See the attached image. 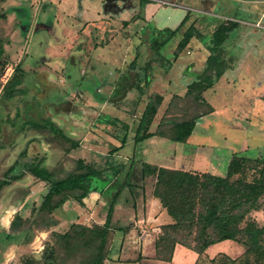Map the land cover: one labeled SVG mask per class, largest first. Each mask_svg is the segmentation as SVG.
Listing matches in <instances>:
<instances>
[{
    "label": "rangeland",
    "instance_id": "rangeland-1",
    "mask_svg": "<svg viewBox=\"0 0 264 264\" xmlns=\"http://www.w3.org/2000/svg\"><path fill=\"white\" fill-rule=\"evenodd\" d=\"M148 18L149 22H144ZM229 21L237 22V26L222 45L224 58L230 65L235 61L246 63L237 75L244 79V83H238L240 87L264 93V78L259 76L264 75V0H0V178L15 158L25 156L31 160L42 157L43 165L55 176L72 170L77 158L101 167L113 144L121 145L126 134L125 146L114 155L119 156V162L125 161L122 157L134 159L124 163L118 181L124 180L131 166L128 181L132 185L141 183L142 189L149 190L153 179L141 181L140 144L131 139L139 118L154 94H162L163 100L150 128L163 122L168 134L171 123L196 117L207 109L185 94L181 99L173 96L195 76L192 66H205L213 30ZM181 23L180 30L159 49L151 47L152 38H159L156 32L174 30ZM189 27L194 36L176 53L183 32ZM166 37L167 34L163 38ZM61 46H67L68 54L71 53L67 60L58 54ZM17 65L24 71L23 92L8 99L3 87ZM68 75L72 80L68 81ZM227 76L233 81L230 71ZM259 81L263 84L256 85ZM112 90L113 105L100 102L98 97H106ZM258 117L262 119L260 125L254 126L252 118L253 123L241 122L240 128L228 126L226 120L230 117L218 119L205 126L204 135L210 136L211 143L184 144V154L203 163L211 154L212 159L220 158L226 169L231 152L228 148L239 151L241 144L247 143L249 148L243 153L256 157L264 152L260 139L264 136V111ZM38 118L60 123L68 136L79 140V148L65 156L62 141L48 131L20 130L21 122ZM28 142L31 145L27 147ZM170 144L172 141L162 145L168 155L172 154ZM23 149L26 155L20 156ZM15 181L2 193V202L9 201L10 195L12 202L28 195L21 209L26 222L21 229L0 231V264L10 260L11 264H41L44 248L54 243L51 230L63 232L79 217L89 224L105 218L107 201L102 196V202L87 216L72 199L51 216L40 214L37 209L47 188L45 182L29 173ZM134 191L125 187L115 207H129L137 198ZM10 211L13 216L14 209ZM118 214L124 215L123 211ZM251 217L264 225V209L253 211ZM49 220L61 221L62 225L46 229ZM116 250L112 246V255ZM244 250V245L232 240L217 242L202 254L179 245L172 262L159 263L231 264L229 259H235L233 264H237ZM65 264L79 261L69 259Z\"/></svg>",
    "mask_w": 264,
    "mask_h": 264
},
{
    "label": "trees",
    "instance_id": "trees-1",
    "mask_svg": "<svg viewBox=\"0 0 264 264\" xmlns=\"http://www.w3.org/2000/svg\"><path fill=\"white\" fill-rule=\"evenodd\" d=\"M181 26L182 23L174 30L156 32L159 38H152L151 47L159 49ZM236 26L237 22L229 21L219 24L213 30L204 69L197 74L196 80L187 85L185 96L206 105L207 109L196 117L171 123V134L163 130V122H159L155 130L150 131L153 118L163 100L162 95L154 94L153 100L146 104L131 138L135 144L153 136L185 142L197 119L213 111L202 94L231 67L224 58L222 45ZM165 34L167 37L163 38ZM193 36L192 28L186 29L177 45L176 53L182 51ZM2 53L3 48L0 45V60ZM23 73L20 65H17L5 83L3 94L8 99L23 92ZM148 80L146 77L145 81ZM173 98L181 99L177 95ZM124 127L127 128V125L124 124ZM19 128L21 131H48L62 141L65 156L80 146L79 140L68 136L51 118L26 119L20 123ZM126 137L125 134L121 145L111 148L101 167L94 166L84 158H77L72 170L63 176H55L43 165V159L40 157L39 160L24 163L16 160L3 172L0 191L25 173L45 182L47 188L37 209L40 214L51 216L69 199L82 206L84 198L92 191L99 192L107 201L103 223L72 222L63 232L50 231L54 243L44 248L41 264H65L67 260L74 258L78 259L79 264H104L109 255L113 231L111 221L115 205L123 189L129 185L131 166L126 170L124 180L119 182L118 176L124 170V164L114 155L123 147ZM23 154L22 152L20 156ZM17 167L19 169L15 173ZM141 174L143 178L153 179L152 196L159 201L171 219L169 223L161 225L162 237L155 242L153 259L172 262L177 245L202 254L217 242L232 240L245 246L237 264H264V225H259L251 217L253 211L264 209V152H260L256 157H249L242 152L233 153L224 176L173 169L147 162H142ZM24 221L26 222V218L23 219L17 212L10 223V229H21ZM56 223V220H49L44 228L48 229ZM229 262L236 263L235 259H229Z\"/></svg>",
    "mask_w": 264,
    "mask_h": 264
},
{
    "label": "crops",
    "instance_id": "crops-1",
    "mask_svg": "<svg viewBox=\"0 0 264 264\" xmlns=\"http://www.w3.org/2000/svg\"><path fill=\"white\" fill-rule=\"evenodd\" d=\"M93 21L94 23L95 22L97 23V20L93 19ZM123 21H128V20H123ZM144 22H149V18L145 19ZM68 45H70V43ZM65 47L67 46H61L59 48L58 54L64 56L65 60H67L69 55H71V53L68 54L67 52L68 48ZM109 48L110 45H107L106 49L109 50ZM108 56L111 61L112 55L109 54ZM72 63L76 65L75 62ZM245 64L246 63H244L243 61L242 62L235 61L230 68L226 69L223 75L213 84L211 88L203 92L202 94L203 97L207 99V102H209V104L213 108V111L197 119L192 133L189 135V137L185 142H176L159 136H153L148 139H145L144 141L137 143L138 145L140 144V146L138 147L140 152V157L138 158L139 159L138 161H140L141 164L142 162H147L150 164L164 166L173 169L209 172L215 175L224 176L227 167L225 169V165H223L220 162V158L216 157L212 159L213 158L212 155L209 154L207 162L203 163L200 161V159L197 160L194 157L189 158L188 153L187 155L184 154L186 150L184 149L185 146L183 145L190 144L192 146L194 145L198 146L199 144L201 145L202 143L210 144L211 143L210 136L204 135L205 134L204 130L206 129L205 126H209L211 123H214L218 119L223 120L225 117L231 118L230 120H226V123L228 122L227 123L228 126L233 128H240L241 122H247L248 125L249 123H253L252 118L254 120L253 123L254 126L260 125L259 123L262 122L261 121L262 119L259 120L258 114L259 112L264 111V93L261 92L258 93L257 90H253V89H248V88L245 89L244 87H240V85L238 84V83H244V79L237 77V75L239 74V71L242 69L241 67ZM192 68H193L192 72L195 73V76L192 77L189 83L196 80L197 74L202 72V70L204 69V65L203 67L197 69L196 66L194 65L192 66ZM229 71L232 73V75H234V78L232 77L233 81L230 80L229 77L227 76L229 74ZM260 74H263L262 71H260ZM259 76L262 79L264 78V75H259ZM68 78H69L68 81L72 80L71 75H68ZM248 80L250 81V83L253 82L252 78H248ZM189 83L185 84L181 92H177L175 93V95L183 96L186 93L187 85ZM259 84H263V83L259 81L256 85ZM96 92H98V90H96ZM112 92L113 90L110 92L108 96L106 97L99 96L98 99L101 100L100 102L113 105V103H111ZM252 107L254 108L253 110H251ZM108 117L109 116H107V118ZM56 124L60 126V123H56ZM156 126H157L156 124L152 126L150 128V131L155 130ZM262 130H264V128ZM260 139L264 143V136L263 138ZM166 141H170V142L172 141L173 143L170 144V147L172 148V154L169 155L166 154V150L162 147V145ZM29 145H31V143L28 142L27 147ZM113 145L119 146L117 144H113ZM123 146H125V143L123 144ZM122 148L119 149L117 152L120 153ZM248 148L249 146L247 145V143L241 144L239 151H237L236 149L228 148L229 152L231 150L230 157L233 153L235 152L243 153ZM22 152L26 155L25 149H23L19 153V155ZM116 157L119 158L118 155ZM122 158L125 160L124 162H122L123 164L126 163V161H130L131 163L134 159L133 158L131 160L130 157H122ZM229 159L227 160L229 161ZM16 160H20L21 163H24L31 161V158L30 157L28 158V156L27 157L25 156L23 158L21 157L15 158L3 172H5L8 169V167H10ZM18 169L19 168L17 167L14 172L16 173ZM24 175L20 179H22ZM129 176L130 175H128V178ZM2 178H3V173L0 179ZM140 179L141 181L146 180L147 177L143 178L141 174ZM12 182L5 185L0 191V231H7V233H9L8 229H10V223L17 212L21 215L23 219L25 218L21 214V209L26 203V200L24 201V198L28 196L26 195L23 199H20V201L15 199L12 202L11 200L12 195H10L9 201H4L3 204L2 193L5 191L6 188H8L11 185ZM131 183L132 182H129V185L126 187L130 188L131 190L132 189L135 190L133 194H135V196L137 194V198L135 199V201L133 200L131 201L129 207H125L122 210H120L121 206L115 207L111 221V227L113 231L111 234L109 255L108 258L104 261V264H131V263L160 264L159 260H155L152 258L155 253L154 245L155 242L161 239L162 237L161 225L165 223H169L171 219L166 213V211L161 207L159 201L152 196V187L149 190L146 188L144 190L141 187L142 186L141 183L138 185H132ZM138 193L141 194L138 195ZM14 194L16 193L14 192ZM101 202L102 200L100 193L96 191H92L84 198L83 200L84 204L82 206L79 204L78 205L84 212V215L87 216L88 213L93 211V208L96 205H99ZM13 209L14 211H12L13 212V216H12L10 210ZM120 211H123L124 215L120 216L118 214ZM103 221L104 219L94 223L101 224L103 223ZM75 222L85 223L84 221H82L81 217L76 219ZM56 224L57 225L55 226L58 228L60 227V225H62V222L59 221ZM85 224H89V223H85ZM54 229L56 230V228ZM39 232L43 234L46 231H39ZM112 246H115L117 249L113 255L111 253ZM176 248H175L174 256L176 253ZM11 261L12 260H10V262L7 263L11 264Z\"/></svg>",
    "mask_w": 264,
    "mask_h": 264
}]
</instances>
